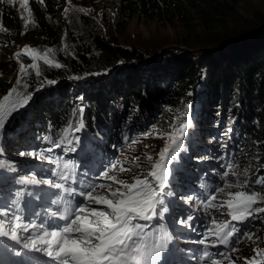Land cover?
I'll return each instance as SVG.
<instances>
[{"label":"trees","instance_id":"1","mask_svg":"<svg viewBox=\"0 0 264 264\" xmlns=\"http://www.w3.org/2000/svg\"><path fill=\"white\" fill-rule=\"evenodd\" d=\"M240 3L241 0H117L115 11L125 21L133 16L144 21L178 20L183 29L172 38L176 42L164 38L167 42L161 43L164 47L160 53H156L160 48L156 40L134 47L110 43L104 40L106 37L100 31L79 37L70 51L71 55L62 58V67L43 68L40 76L29 73L24 78L28 88L21 90L30 91L32 99L0 135V161L5 160L17 168L26 165L25 169H34L43 174L46 170L42 166H45L52 173L57 167L51 169L48 164L34 157L29 163L21 161L20 165H16L11 158H18V155L14 156L15 152L12 151L10 156L8 151L23 146L38 147L34 151L51 148L50 152L45 153L54 158L61 157L59 165L65 163V157L70 158L66 162L73 161L74 184H80L77 189H81L85 182L81 180L85 168L100 166L97 160L103 151L109 152L107 143L110 139L117 143L121 141L120 135L124 137L129 133L134 134L139 129L148 134L157 129L168 131V125L178 127L190 119L191 126L185 135L183 148L168 165L169 169L178 161L188 165V169L178 167L176 170L177 182L184 178V172H187L186 178L190 176L189 169H198L199 164L206 165V168L198 169L196 174L193 173L194 176L199 178L209 174L214 159L204 157V152L216 156L219 154L217 147L221 149V146L213 143V147H208L211 145L207 142L216 140L217 136H209L207 140L204 134H220L222 129L215 128L222 126L223 131L231 133L228 134L226 158L235 160L240 154L243 157L246 155L244 160L250 161L244 167L249 169L248 178L254 180L256 176H264V11L254 9L251 16L245 11L241 14ZM28 8L31 17L28 12L11 8L8 11L3 8L0 12V24L8 30L0 32L1 55L7 56L10 53L9 50L5 51L6 44L11 40L35 35L43 39L54 38V33L58 32L57 28L52 32L51 22L38 2L30 1ZM25 19L32 21L27 27L24 25ZM21 32L24 34L21 35ZM120 59L139 61L120 66L117 73H111ZM16 60L8 63V59L0 63V67L6 64L0 76L14 79L10 81L0 77V96L15 84L19 69ZM44 80L56 83H45L41 88L40 83ZM81 122V131L69 137L78 136L79 143L73 141L68 145L66 142L60 146L63 149H58L49 145L52 140L44 141L46 136L58 141L62 130L70 123L75 127ZM149 122H153V125L144 129ZM23 124L32 125L33 130L21 131ZM80 132L81 135L78 134ZM32 135L37 141L23 139ZM71 146L79 150L73 160L67 150ZM188 150L192 154L191 159L195 161L192 164L187 158ZM247 151L249 153H245ZM92 172L94 170L88 175ZM146 173L144 170L142 174ZM3 176L6 173L3 174L0 168V183L5 181ZM70 181H66L65 185L71 186ZM186 183L179 184L180 187L175 189L183 192L193 190L201 197L212 190L210 186L194 188ZM203 184L206 185V182ZM250 184L252 186L248 187L249 190H264V185H256L254 182ZM30 186L40 194L38 198L42 199L44 189L41 185ZM163 191L171 190L165 188ZM55 192L49 198L50 201L46 200L48 210L62 208V205L51 203L61 194L59 189H55ZM166 200H169V196ZM254 220L264 224V213L247 222ZM238 226L243 230L246 223ZM153 228L158 227L155 225ZM167 252L168 247L161 253L162 259ZM25 258L31 260L30 255H25Z\"/></svg>","mask_w":264,"mask_h":264},{"label":"snow or ice","instance_id":"2","mask_svg":"<svg viewBox=\"0 0 264 264\" xmlns=\"http://www.w3.org/2000/svg\"><path fill=\"white\" fill-rule=\"evenodd\" d=\"M0 3L11 4L12 0H0ZM19 4L31 17V10L28 8L29 0H19ZM67 12L66 8L65 14ZM31 22L30 19H25V27ZM6 31L8 30L0 24V32ZM53 53L54 50L48 48L41 54L38 49L26 45L14 54L19 63V69L13 87L0 96V135L15 115L32 99L30 91L21 90L28 88L24 78L29 75V72L40 76L41 63L48 67H62L55 61L54 55L50 56ZM22 55L30 57L32 62L27 65L20 62ZM45 83L55 84L56 81L44 80L40 83V87H44ZM80 111L82 113L83 108ZM190 126L191 120L188 119L180 123L178 127L173 125L170 131L159 134L164 140V146L157 154L158 158L153 161L152 156H146V160L151 165L150 170L142 177L134 176L132 183L110 174L117 169V162L106 165L97 177V179L112 181L118 185L115 188L112 184H86L83 190L77 191L71 186H66L64 183L66 181L75 182V166L71 162L63 163L62 167L58 164L57 170L52 171L51 176L61 182L51 178H37L35 173L20 177L17 183L21 185H48L50 188L62 190L59 198L51 201L54 205H62V208L48 211L46 219L37 223L35 219L25 216L27 205H22L26 195L23 189L17 190L12 198L0 195V238L13 242L6 247L15 257H22L26 252L42 253L48 258V264H161V253L167 250L172 237L164 224L148 231L149 225L140 221H151L157 215L163 219L165 213L169 211L167 206L157 211V206L164 204L163 196L174 195L171 191H163L168 184L170 174L168 165L183 148L184 138ZM82 128V122L77 123L75 127L70 123L62 130L60 139L52 141V146L58 148L65 142L71 145L73 141L79 143L78 136H72L71 139L69 137L72 133L81 131ZM125 139L127 140V137ZM44 141L50 142L51 138L46 136ZM51 150L48 148L35 152H21L20 155L44 159L43 153ZM67 150L76 151L74 147H69ZM138 160L139 157H135L132 163L136 164ZM4 166L5 162L0 161V167ZM237 167L234 161L229 160L226 170L220 175L223 187H216L206 198L196 200L207 215H211V210L215 209L217 212H226L230 217L224 221L212 219L211 226L203 233V238L195 241L204 246L199 256L201 264H223L224 261H227V264H236V260L229 255V252L239 251V248L233 245H238L244 240L252 241L254 235L251 232H243L238 225L264 213V207L256 206L264 204V190H247L253 182L256 185H264V176H256L254 180H250L249 169L237 170ZM9 170L16 169L12 166ZM128 170L123 166L118 168L119 172ZM229 176L237 178L234 184L229 182ZM241 176L245 179L240 180ZM201 187L209 186L201 185ZM233 188L238 190L231 191ZM99 189H106L107 194ZM217 194L224 196L219 203L216 202ZM27 195L32 194L27 193ZM77 196L82 197L83 202L74 203ZM193 199V196L184 198L186 203ZM35 215L39 216L40 213ZM191 220L193 216L190 215L186 220H180L177 223L187 225ZM209 237L214 239L209 241ZM13 245L19 246V250H14ZM217 246H224L228 251L209 250L210 247ZM253 253L251 258H244V264H264V249L254 248Z\"/></svg>","mask_w":264,"mask_h":264},{"label":"rangeland","instance_id":"3","mask_svg":"<svg viewBox=\"0 0 264 264\" xmlns=\"http://www.w3.org/2000/svg\"><path fill=\"white\" fill-rule=\"evenodd\" d=\"M38 2L41 7L44 8V15L47 16L51 22L52 32H55V28H57L58 32L54 33V38H48L43 39L42 37L35 36H26L24 38H19L18 40H11L9 44H6L7 49L5 52L10 51V53L5 55L0 54V63H4L9 59L8 63H11L12 60H16L14 54L23 49L26 45L30 46L32 48H36L39 50L41 54L45 52L46 49L51 48L54 50L53 54H50V56L54 55V59L56 62L62 65V58L64 56H70L71 55V49L76 45L77 39L79 37L86 36L87 33H94L96 31H100L106 38L104 40L115 43L120 46L125 45H131V46H138L141 47L145 44H147V41L150 40H156L160 44V48L157 50L156 53H160L161 48L164 46H161V43L164 44L167 41H164L163 39L168 37L173 42H176L174 39H172L174 36H176L180 30L183 29L182 24L178 20H174L171 22H168V20L160 21V20H149L144 21L140 18L133 16L129 21H125L118 12L115 11V3L117 0H43V2H40V0H29ZM240 13L242 14L243 11H245L248 16H251L252 11L254 9L260 11H264V0H241L240 3ZM29 7V4H28ZM9 10H19L23 13H26L27 11H24L20 7L19 0H12L11 4L8 3H0V12L2 9ZM68 9L67 14H65V9ZM80 9H83V11H80ZM59 27V28H58ZM199 27L197 28V30ZM159 39V40H157ZM162 39V40H161ZM164 41V42H163ZM81 43V42H79ZM20 61H23L26 65L31 63V59L28 56L22 55L20 57ZM129 60H119L118 64L114 66L113 69H111V73H117V68L124 66V65H131L129 64ZM16 64H18L16 60ZM6 64H4L2 67H0L1 70L5 69ZM43 68H52L44 65L41 63V72L43 71ZM56 68V67H54ZM31 74H34V72H29ZM1 78L5 80L13 81L12 77L10 76H0ZM221 104V103H220ZM184 109V108H183ZM32 119V118H31ZM30 119V120H31ZM33 120V119H32ZM227 120V118H226ZM30 122V121H29ZM153 125V122H149L144 129H147L148 127H151ZM225 125V123H224ZM169 129L171 130L170 125ZM222 129V132L217 135L212 134H204L205 137H208L207 140H209V136H217L216 140H213L211 142H207V144L211 145L208 147H213L216 143L218 146V152L219 154L216 156L211 155L208 151L204 152V157L209 158V160L214 159V163L212 167L210 168L209 174H206L205 177H197L194 176L198 172V169H204L206 168V165L199 164L198 169L190 170V176L187 178L185 177L187 172H184V178L179 180L178 182L175 180V172L179 168L182 169H188L187 164H181L180 161H178L172 169H169V177H168V184L165 188H170L171 192L174 193V195L169 196V200H166L167 196H163L164 204L157 206V211L162 210L164 206H167L171 203V197L179 200L181 202L180 207L182 208V205H185V208H183V212H180V217L182 213H185L186 215L183 216V218L179 217V220H186L188 216H193V220L188 221L187 225H180V228H178L175 233L172 236L171 242L168 244V248L171 245V250L174 251V253L170 257H164L161 261V264H171L167 261L169 258L173 264H201L199 261V256L202 254V251L204 249L203 245H199L195 243V241H198L199 239L203 238V233L206 231L208 227L211 226V220L216 219L217 221H224L230 219V217L227 216L226 212H217L215 209L211 210V215H207L203 207L196 202V200L199 198H206L208 194H211L216 187H223V181L220 179V175L223 173V171L226 170L227 162L230 160L229 158H226L227 153L225 150H227V142H228V134L230 135V131L226 132L224 130V126L218 127L215 129ZM22 129L31 131L33 130L32 125L27 126V124H23L21 127ZM168 130V131H170ZM20 131V132H21ZM143 130L139 129L134 134H127L124 137L120 135L121 141L115 142L110 139L107 143L109 152L106 153L103 151L102 156L100 157L97 162H100V166L95 168L93 167H86L85 173L81 176V180L84 179L85 182H83L82 188H78V185L80 184H74L72 182L71 187L76 189L77 191L83 190L84 186L86 184H112L113 188L118 187V185L114 184L112 181H107L104 179H97L99 177L100 172L104 170V167L106 165H109L111 162H117V169L110 172L111 175H116L118 179L125 180L128 183H132V178L134 176H141L144 170L149 171L150 170V163L146 160V156H152L153 161H155L158 157L157 154L161 150V148L164 146V140L160 138L161 133L168 132L163 131L162 129H157L156 131H151V134L144 135L145 133L142 132ZM203 133V132H202ZM225 133H227L225 135ZM79 135L82 134V132L78 133ZM224 134V135H223ZM62 135V134H61ZM59 136V132H58ZM61 136L58 137V140ZM127 137V140L125 139ZM24 140H32L37 141V138L32 135L26 138H23ZM52 141H57L56 138H52ZM135 141V143H133ZM66 143V142H65ZM64 143V144H65ZM52 147V142L49 144ZM63 145V144H61ZM74 145V144H73ZM115 145V147H113ZM227 145V146H226ZM76 149V151H68L74 159L75 156H77L79 150L76 148V146H71ZM33 149H37L38 147L33 146H23L21 148H18L17 150H9L10 156L11 152L14 156L18 155V158L12 157L11 159L14 160L16 165H20L21 161L29 163L30 159H33L30 156H21V151L23 152H35ZM58 149H63L62 147H58ZM41 150V149H40ZM236 150L234 151V153ZM245 153H249L248 151ZM44 154V159H36L39 160L42 163L48 164L47 156L50 155L47 153ZM13 156V155H12ZM236 156V155H233ZM135 157H139V160L136 164H133L132 161ZM58 157V161L60 160ZM187 158L189 159V163H194L192 158V154L187 152ZM240 158V159H239ZM238 159L232 160L237 164V170H243L245 169V164H249L250 161H245L244 159L247 158L246 155L240 154V157ZM66 161H68L70 158L65 157ZM12 160V161H13ZM5 162L4 167H0L2 173H6V176H3L4 182L0 183V195H7L8 197L12 198L13 194L17 190L23 189L26 192V195L24 196L22 203L27 204V207L25 209V216L30 219H35L37 223H41L46 219V213L48 211H55L56 209H46L47 206V199H49L51 196L55 195V189L49 188V186L41 185V188L44 190L43 196H41L42 199H39L37 197H40V194L31 188L30 185H21L18 184L17 181L22 176H27L29 174L35 173L37 175V178H47L51 177L56 182H61L57 178L51 176V171L48 169V167L42 166V168H45L46 173H40L35 171L34 169H25L24 167L26 165H20L22 168H17L15 166V171H10L9 168L12 167V165L8 164L5 160H1ZM65 161V162H66ZM188 162V161H187ZM73 163V161H71ZM120 166H123L126 169H129L126 172H119L118 168ZM190 166V165H189ZM205 166V167H204ZM62 167V165H60ZM147 167V168H142ZM90 168V169H89ZM94 170L93 174H89ZM194 173V174H193ZM203 173V172H202ZM86 175V177H85ZM92 176V177H91ZM204 178V179H202ZM236 177L229 176L228 180L230 183L236 182ZM245 179L243 176L240 177V180ZM83 181V180H82ZM174 182H177L178 184H175ZM184 182H187V186H192L194 188H197L198 186L201 187V185H204L203 182H206V185L212 187V190L208 191L207 195L205 197H201L197 195L193 190L192 191H178L175 188H179V184H183ZM65 183V182H64ZM76 185V186H75ZM252 186L251 184L249 185ZM40 187V186H39ZM53 189V190H52ZM60 190V189H59ZM238 189H231V191H236ZM248 191H254L249 190ZM62 190H60L61 193ZM99 191L105 192L107 194L106 189H99ZM27 193H31L32 195H27ZM194 194V195H193ZM181 195V196H180ZM183 195V196H182ZM187 196H193V201L185 202L184 198ZM222 199H224L223 194H217V203H219ZM50 201V199H49ZM76 201L83 202L82 197L77 196ZM97 207H104V206H97ZM258 207H264L262 204H258ZM61 209V208H58ZM36 213H40L39 216H36ZM158 216V215H157ZM156 217V216H155ZM153 217L151 221H140V223H147L149 225L148 231H151L155 225L159 227L158 221ZM254 221L245 222L246 227L243 229V232H251L253 233V240H244L238 245H233L237 248H239V251L235 253L229 252V255L232 259L236 260V263L242 264L244 263V258H251L253 256V249L254 248H262L264 249V224L257 223ZM58 223H62L59 222ZM257 223V224H256ZM164 225H168V222L164 221L162 223ZM240 227V226H239ZM209 241L214 239V237H209ZM13 242L8 241L6 238H0V260L1 259H9L10 256L8 254H11V250L6 247V245H12ZM14 250H19V246H14ZM210 251H225L227 252L228 249H226L224 246H217L216 248H209ZM168 253V252H167ZM25 255H30L31 260H29V264H37L38 261L36 260L37 255H41L45 258V264H48V258L44 256L42 253H25ZM25 255L22 257H17L18 263H24L28 261V259L25 258ZM167 255V254H166ZM15 257L11 254V259ZM239 258V259H237ZM12 264V263H11ZM223 264H227V261H224Z\"/></svg>","mask_w":264,"mask_h":264},{"label":"bare ground","instance_id":"4","mask_svg":"<svg viewBox=\"0 0 264 264\" xmlns=\"http://www.w3.org/2000/svg\"><path fill=\"white\" fill-rule=\"evenodd\" d=\"M51 169H53V168H51ZM80 175H81V173H80ZM72 182H70V184ZM180 205H181V202L172 197L171 203L169 205H167V207L169 208V211L167 213H165L164 218L160 219L159 216L155 217V219L158 221V225L164 223V221L168 222V225H165V228L171 237L173 236L175 231L178 228H180V225H179V223H177V221L179 220L180 212H183V208H185V205H182V208L180 207ZM183 216H185V213H182L180 218H183ZM170 248H171V245L168 248V253H167L166 257H170L174 253V251H172ZM8 256H10V258H11V254H8ZM35 258L38 261L37 264H45V258L43 256L37 255ZM1 260H5V259H1ZM167 261L169 263L173 264L169 258L167 259Z\"/></svg>","mask_w":264,"mask_h":264},{"label":"flooded vegetation","instance_id":"5","mask_svg":"<svg viewBox=\"0 0 264 264\" xmlns=\"http://www.w3.org/2000/svg\"><path fill=\"white\" fill-rule=\"evenodd\" d=\"M47 158H49L47 160L49 167L56 168L58 166V159L57 158H54V157H51V156H49Z\"/></svg>","mask_w":264,"mask_h":264},{"label":"water","instance_id":"6","mask_svg":"<svg viewBox=\"0 0 264 264\" xmlns=\"http://www.w3.org/2000/svg\"><path fill=\"white\" fill-rule=\"evenodd\" d=\"M128 61V60H127ZM130 61V60H129ZM139 60H131L130 62H129V64H131V63H137Z\"/></svg>","mask_w":264,"mask_h":264},{"label":"clouds","instance_id":"7","mask_svg":"<svg viewBox=\"0 0 264 264\" xmlns=\"http://www.w3.org/2000/svg\"><path fill=\"white\" fill-rule=\"evenodd\" d=\"M17 258V257H16ZM29 262V260L28 261H26V262H24V263H28Z\"/></svg>","mask_w":264,"mask_h":264}]
</instances>
